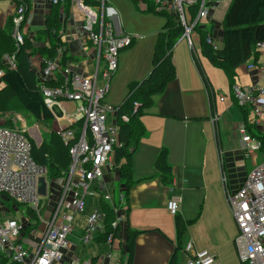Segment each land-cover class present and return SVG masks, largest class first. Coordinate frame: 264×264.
<instances>
[{"label": "built area", "instance_id": "obj_1", "mask_svg": "<svg viewBox=\"0 0 264 264\" xmlns=\"http://www.w3.org/2000/svg\"><path fill=\"white\" fill-rule=\"evenodd\" d=\"M61 1L51 0V3ZM70 1L72 18H75V13L82 15L80 25L68 34L64 23L60 31L61 45L57 47L53 58L44 60L43 67L40 66V58L35 57L32 61L43 103L54 117V132L68 147L70 161L65 175L50 182L46 169L31 156V143L25 135V127L0 125V195L4 194L16 204L25 206L21 211V219L14 216L0 221V256H7L17 264H61L68 249L67 236L73 229L74 217L85 211V197L90 194L88 189L106 173L115 174L116 181H119L117 170L122 160L118 164L114 162L115 150L122 147L119 125L116 123L118 106L103 99L109 90L110 77L118 68L119 53L130 47L136 36L114 24L116 13L106 0ZM152 2L157 13L174 17L183 29L180 39L186 40L188 48L195 55L196 44L191 35L194 29L198 26L206 28L209 24L210 29L212 23L215 26V22L209 19L211 12L222 3L229 4L231 0ZM30 19L31 10L28 11L24 3L15 6L12 38L17 50L23 45L25 35L28 36ZM78 31L81 33L78 34ZM72 39L82 41L86 51H94L92 74L85 72V66L81 71L78 70L69 60L68 43ZM205 41L213 50L220 47L214 33L208 34ZM257 47L264 55V42L257 43ZM64 51L68 58L66 61H63ZM14 59V53L4 57L9 68H16ZM247 68H257L262 75L261 80L249 86L233 85L232 93L239 107L250 108L255 117L253 121L257 123L264 113V61H249ZM71 102L77 103L69 112L67 108ZM137 106L134 103V108ZM119 119L122 122L129 121L127 115H120ZM62 120L67 123L58 124ZM78 123H81L80 129L76 127ZM236 132L240 137L244 157L248 158L261 149L264 152L261 140L252 136L244 123L236 126ZM40 176L46 180L45 196L38 192ZM221 181L224 184L226 204L237 226L234 244L238 260L242 264H264V162L247 173L241 185L234 190L226 187L224 174ZM48 183L54 185V200L47 198ZM174 188L175 182L172 181L169 190ZM102 198L115 212L111 228L112 231L118 229V233H110L106 238V243L112 248L118 242L117 235L120 225L125 221L127 203L121 186L117 200L109 191L102 193ZM179 206V197L172 194L166 202L168 213L176 215ZM6 212L0 207L1 216L6 215ZM27 212L34 215V220ZM103 219L104 214L96 207L86 215L80 238L83 245L93 242L97 227L103 228ZM184 251L187 257L183 264H220L212 252L206 249L195 250L191 242L185 244ZM73 264L80 262L74 258Z\"/></svg>", "mask_w": 264, "mask_h": 264}, {"label": "crops", "instance_id": "obj_2", "mask_svg": "<svg viewBox=\"0 0 264 264\" xmlns=\"http://www.w3.org/2000/svg\"><path fill=\"white\" fill-rule=\"evenodd\" d=\"M106 1L116 13L114 24L136 36L133 44L119 53L118 68L111 76L109 90L103 99L115 104L124 98L130 82L140 81L150 72L156 35L165 22L147 12H136L125 3L119 8L123 14L121 23L115 8ZM229 4H220L210 14L209 19L215 22L217 30H220L219 23ZM52 5L51 0H31V19L27 28L29 37L44 27L45 15ZM14 9L12 0H0V27L9 20ZM66 18L64 20L69 34L80 25L82 15L75 13L73 19L71 11ZM215 37L221 41L220 34ZM84 48L82 41L72 39L68 43L69 60L78 70L81 71L85 66V72L92 74L94 51ZM262 54L259 53L258 63ZM172 61L175 79L166 85L162 93L153 97V104L140 118L145 133L131 156L133 184L128 191L126 216L119 228L118 242L111 248L106 242L98 241L99 230H102L99 226L93 234V242L83 245L80 240L82 234L78 237L74 232V217L73 229L67 236L68 249L61 264H73L74 258L80 264H169L174 254L176 258L172 264H181L187 257L184 251L187 242H191L195 250L212 252L220 264H240L234 244L237 226L225 201L221 176L224 174L227 179L226 187L234 190L249 173L236 126L242 122L248 129L257 130L264 138L262 122L249 121L252 113L250 108H246V114V110L237 105L232 93L233 85L249 86L259 82L262 75L257 68L249 70L245 63L235 69L234 82L230 84L224 72L213 66L207 58L204 57V62H200L188 50L184 39L176 41L172 49ZM111 89L115 96H110ZM262 99L264 101V96ZM37 123L34 124L36 130ZM162 150H166L170 166L169 183L160 180L154 166ZM257 152H261L262 158V149L248 157L255 166ZM116 180L115 174L106 173L93 185L97 191L92 192L90 196L93 198L80 216L83 228L86 215L93 208L100 210L102 204H108L103 200L102 193L111 189V183ZM172 181L175 182V188L170 191ZM172 194L180 199L176 215L187 222V228L179 241L175 215L169 214L166 209V202ZM94 195L98 196L95 198ZM127 228L141 231L134 240L130 259L125 243ZM178 244L180 249L176 250Z\"/></svg>", "mask_w": 264, "mask_h": 264}, {"label": "trees", "instance_id": "obj_3", "mask_svg": "<svg viewBox=\"0 0 264 264\" xmlns=\"http://www.w3.org/2000/svg\"><path fill=\"white\" fill-rule=\"evenodd\" d=\"M17 6L20 2L27 6L28 11L31 7V0H12ZM87 1V0H86ZM139 9L142 4V12H154L152 0H131ZM70 0H62L53 4L49 13L45 15L44 27L36 30L34 36L25 35L24 43L17 50L12 38L13 14L3 27H0V110H3L7 101L16 99L20 108L28 115L35 118L36 121L47 125L54 120L52 113L43 103L40 93V83L37 73L32 65L33 58H40V66H44V60L54 57L57 47L61 45L60 31L65 23L62 17L66 18L70 13ZM220 30L214 24L210 29L199 36V49L201 54L215 67L221 69L226 75L230 84L234 82L235 69L249 61L256 63L259 58V49L257 43L264 42V0H231L226 14L221 22ZM220 24V25H221ZM200 31L204 27H197ZM182 27L177 24L173 16H167L164 25L157 32L156 41L152 54V67L148 75L140 81L130 82L127 86L126 96L118 106L116 123L119 125V138L122 147L115 150L114 162L119 163L124 160L118 167V177L121 189L127 203L128 191L133 184L131 156L136 149L139 140L143 137L145 130L141 123V116L153 104V97L164 91L166 85L176 77L175 67L172 61V49L182 34ZM216 36L221 35V46L213 50L206 43L205 38L208 34ZM14 53L16 68L12 69L5 63L4 57ZM68 60L66 51L63 52V61ZM199 72L201 70L195 63ZM202 75V74H201ZM48 84H51L48 83ZM134 103L138 106L134 108ZM246 110L247 107H243ZM247 114V110H246ZM120 115H127L128 122L120 121ZM7 126V125H3ZM73 127V126H72ZM79 129L81 123L76 125ZM247 130L252 136L261 140L264 146V138L253 133V130ZM31 143V156L33 160L46 169L47 179L51 181L62 178L69 165L68 147L63 144L59 136L51 130L44 137L39 145L25 134ZM167 152L162 150L156 157L154 166L160 180L163 183L170 182V166L167 163ZM4 195V194H3ZM6 199V200H4ZM2 202L8 206L18 207L10 198H2ZM100 211L104 214L103 228L99 230L98 241L106 242L108 234L116 235L118 229L112 231L111 222L115 218V212L109 204H102ZM28 216L34 219L31 212ZM175 230L177 241L184 234L187 222L180 216L175 215ZM141 231L127 228L126 245L129 250V259L133 251L134 240ZM177 249H180L178 244ZM174 254L169 262H175ZM186 259V258H185ZM185 261V260H184ZM184 261L181 263L183 264ZM0 264H17L10 261L7 256H0Z\"/></svg>", "mask_w": 264, "mask_h": 264}, {"label": "rangeland", "instance_id": "obj_4", "mask_svg": "<svg viewBox=\"0 0 264 264\" xmlns=\"http://www.w3.org/2000/svg\"><path fill=\"white\" fill-rule=\"evenodd\" d=\"M108 2H110L111 5L115 8V10H116V12H117V14H118V16L120 18V21L123 20V14H121V10L119 9V8H121V4H125V3L126 4H129L131 7L134 8V10L136 12H139V13H142V10L144 9V7L142 6V4H140V3L137 4V5H139V9H137V7L132 3L131 0H108ZM147 14H150V15H152L155 18H159V20L160 21H163V23L166 21V17L167 16H170L169 14L159 15V14H156L154 12H149ZM173 19H174V17H173ZM122 22L123 21H121V23ZM209 26H210V24L206 28H203L201 31L198 28H195L194 31H193V33L191 34L192 35V39L195 41V44H196V54L195 55H196L197 59L199 58L200 59V62H202V63L204 62V56L201 54V51L199 49V45L197 44V37H199L202 33H205L209 29ZM221 26H222V24L220 25V29H221ZM218 29H219V27H218ZM128 34H131V33L128 32ZM131 35H135V34H131ZM218 45L219 46L222 45L221 44V41H218ZM188 50L191 51L189 48H188ZM259 61L260 62L264 61V55H261L260 56V60ZM0 86H1V83H0ZM110 96H115V93H113V89H111ZM125 96H126V94H125ZM125 96H124V98H125ZM124 98L120 102H116L115 104H112V105H114V106L121 105V103L123 102ZM118 99H119V95H118ZM76 103L77 102H71L69 104L67 110L69 112L72 111L73 108H74V105H76ZM109 104H111V103H109ZM1 106H3L4 109L3 110H0V125H7L6 127L17 126V127H21V128H22V126H24L25 129H26L27 135L30 138H32L33 141H35V143L37 145L40 144V142L42 141V137H44L45 134H47L51 130L55 131V124H54L53 121L49 122L47 125L38 122L36 124V125H38L37 130H36L35 127H34V124L36 123L35 118L32 117V116H30V115H28L27 113H25V111L20 108V105H19V103H18V101L16 99H10L9 101L6 102L5 105H1ZM263 115H264V113L262 114V116H261V118L259 119L258 122H260V123L262 122V124L264 125V116ZM262 117H263V120H261ZM254 119H255L254 114L253 113H250V115H249V121L254 120ZM66 123L67 122H65V121L62 120L58 124L61 125V124H66ZM253 133L256 134V135H258V136H262L255 129L253 130ZM256 155H257V157H256L257 164L256 165H261L264 162V153L262 152V158H261V152H257ZM246 162H247V166H246L247 168L246 169L249 172L252 171L254 169L255 165H253V163H252V161H251L250 158H246ZM120 185L121 184H120L119 181L118 182L117 181H113L111 183V189H108V191L112 194V196H113V198L115 200H117L118 195L120 193ZM53 186L54 185L52 183H48V194H47V198L49 200H54V198L56 196V192L55 191H52ZM96 191H97V189L94 188L93 186L88 189V192L90 194L92 192H96ZM90 194L89 195H86V197H85L86 206H88L89 202L93 198V197L90 196ZM94 196L96 198L98 195H94ZM2 198H5V195H0V207H2L4 210H6L8 212H6V215H4V216H1L2 213H0V217L3 219L5 217H14L15 216V217L21 219V215H23L21 213V211L25 208V206L20 205L19 208H18V207H14L12 205L11 206H8L7 204L5 205V203L2 202V201L6 200V199L2 200ZM80 216H81V214L80 215L79 214L76 215L75 216V219L76 220L74 221L75 222L74 223L75 224L74 225V232L76 233V235L78 237L82 234V231L84 229L83 226H82L83 219H81ZM32 220H34V219H32ZM81 236H80V238H81ZM239 263L242 264L240 261H239Z\"/></svg>", "mask_w": 264, "mask_h": 264}, {"label": "water", "instance_id": "obj_5", "mask_svg": "<svg viewBox=\"0 0 264 264\" xmlns=\"http://www.w3.org/2000/svg\"><path fill=\"white\" fill-rule=\"evenodd\" d=\"M38 192L42 196L46 194V180L44 176H40L38 179Z\"/></svg>", "mask_w": 264, "mask_h": 264}, {"label": "bare ground", "instance_id": "obj_6", "mask_svg": "<svg viewBox=\"0 0 264 264\" xmlns=\"http://www.w3.org/2000/svg\"><path fill=\"white\" fill-rule=\"evenodd\" d=\"M110 80H111V77H110ZM110 80H109V81H110Z\"/></svg>", "mask_w": 264, "mask_h": 264}]
</instances>
